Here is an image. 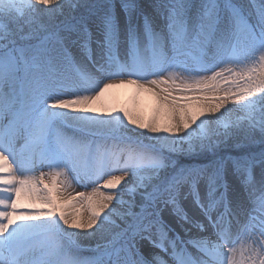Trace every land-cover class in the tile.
<instances>
[{
    "label": "snow or ice",
    "instance_id": "obj_1",
    "mask_svg": "<svg viewBox=\"0 0 264 264\" xmlns=\"http://www.w3.org/2000/svg\"><path fill=\"white\" fill-rule=\"evenodd\" d=\"M66 7L0 0V264H264V149L179 170L171 159L212 149L233 128L252 139L258 130L264 144V106L255 113L264 105V0L249 10L166 0L152 12L135 0L97 3L23 43ZM121 85L159 89L171 118L93 106ZM230 102L246 115L230 121ZM73 181L92 192L62 202ZM81 201L86 217L65 211ZM81 232L104 239L91 258L76 254ZM53 236L70 251L53 249Z\"/></svg>",
    "mask_w": 264,
    "mask_h": 264
},
{
    "label": "rangeland",
    "instance_id": "obj_2",
    "mask_svg": "<svg viewBox=\"0 0 264 264\" xmlns=\"http://www.w3.org/2000/svg\"><path fill=\"white\" fill-rule=\"evenodd\" d=\"M76 1L77 0H70V2L74 5V7L71 9V11H68V9L67 10L65 9L63 11V13L57 12L55 15H50V16L45 15L43 17V20H42L40 26L45 25L47 28H49L51 26L53 27L56 23L54 25H51V26H50V23L55 22V17L62 18L63 19L62 21L70 19L72 17L74 18V14L77 12L76 8H75V2ZM80 1L83 2L84 0L83 1L80 0ZM86 1H87L86 6L95 5L97 3H105V2L112 3V4L119 3V0H86ZM162 2H166V0H135L136 4H138L143 10H146L148 12L155 11V9L152 6L154 4H158V3H162ZM195 2L199 3V0H195ZM217 2L222 6L226 2H228V0H217ZM230 2L234 5H244L245 9L249 10L251 0H230ZM257 2H258V0H257ZM88 9H90V7H86L84 12H86ZM73 12H74V14H73ZM84 12H83V10H80V12H78L77 15H79V14H81V15L94 14L95 9H92L91 11L86 12V13H84ZM70 14H71V16H69V18H68L67 16ZM80 16H76V18H79ZM57 23H59V22H57ZM65 26L66 25H64L63 27H59V25H58V27H59L58 31L63 30L65 28ZM32 38H34V37H32ZM16 39L18 40V42L21 41V35L17 34ZM24 40L25 41H23V43L25 45H27L28 43H31V44L39 43V41L36 43H35V41L34 42L31 41V38L29 39L28 37H25ZM110 91H111V89H108L105 92V95L103 97H101L100 100L96 101L98 108H104L105 105H113L118 109L119 108H128L130 110V112L134 115V117L140 118L142 121H148L155 116V117H157L158 121L161 124L166 123L171 118V106H170V104H165V102L162 100V98H161L162 94L159 92V89H156L157 100L159 102L155 106L151 105V103H149L147 101H143L142 98H139L136 90L133 92V97L129 96L128 93L126 95V98H133V100H134V102L130 106L128 104H126V102L124 100L121 101V99H118L117 97L111 98L110 97L111 96ZM173 95H181V94L180 93H173ZM183 104H184L186 111H188V112L192 111L193 101H184ZM262 106H264V105L260 104L259 102L257 103L256 108H255L256 114H259ZM227 107L230 109H233V111H231L227 114V117L230 121L237 120L238 118L246 115V113L240 109V106L238 104H233L230 102L227 105ZM242 123H243V121H242ZM213 126H215V125H213ZM233 131H232V133H234L235 135L243 134L244 136H246V138H244V139L234 141V144L232 147L234 149H240V154L238 156L258 155L260 153V151L262 149H264V144L261 143V137L259 135L258 130H257V133L255 134L254 139L249 138L246 135L243 128H233ZM226 139H227V137L223 138L222 142L217 143L215 145V147H217L216 149H219L218 147L221 144H223ZM89 140H96L97 142L102 143V144H106V146H109V147L112 144L111 140L105 141L102 137H99V136H89ZM145 142H149V141L146 140ZM150 142L156 143V141H154V140L150 141ZM19 143L22 144L23 141H20ZM184 148L185 149L187 148L186 144L184 145ZM212 149H209V150L205 149V150H207L211 153ZM165 151H167V149H165ZM245 151H247V152H245ZM182 152H184V151H177V152L172 153L171 159H173V157L175 159H177V156L179 155V153H182ZM185 152H187V151H185ZM234 154H236V152H234V151H232L230 153L225 152L223 154H220L219 157H221V156H223V157H228V156L235 157ZM188 158L192 159L193 156L188 155ZM212 158H214V156L213 157L209 156L206 161H202V162H197V161L187 162V161H183V159H185V158H182L181 159L182 161H178L175 164V167L178 170L180 168L199 167V166L208 164L210 159H212ZM42 170L45 172L48 171L46 168L42 169ZM39 171L40 170H37L34 173V175L36 177H39ZM253 176L256 180L260 179L259 166H256L253 169ZM230 179H232V178L230 177ZM236 183H237V186H239V182L236 181ZM79 192L91 193L92 192V186L89 185L87 187H83L80 184H77L75 181H73L71 184V187H68V188L62 190L61 193L59 194V197H60L61 201L63 202V201H67V200L71 199L72 197L75 196L76 193H79ZM65 211L69 214L80 212L85 217L88 215L87 204L84 201H81L80 203H76L75 207H66ZM186 211L190 212V209L186 208ZM164 216H165L166 222H167V220L169 218L168 212H165ZM69 231H71V230H69ZM50 243H51L53 249H56L57 247H62L64 250L70 251V249L68 247L67 240L62 238V237H55V236L50 237ZM103 243H104V239H103L101 234L99 236H95V235L92 236V235L87 234L85 232H81L80 235L76 238V245L78 248V252L76 254L81 259L91 258L95 254H97V245L103 244ZM145 244L147 247H150V245H147V242H145Z\"/></svg>",
    "mask_w": 264,
    "mask_h": 264
},
{
    "label": "trees",
    "instance_id": "obj_3",
    "mask_svg": "<svg viewBox=\"0 0 264 264\" xmlns=\"http://www.w3.org/2000/svg\"><path fill=\"white\" fill-rule=\"evenodd\" d=\"M83 1V0H82ZM86 0H84L83 2H81L80 0H77L76 2H75V8H76V13L74 14V12H73V14H74V17L75 16H77V14H78V12H80V10H83V12H84V10L86 9ZM86 6V7H85ZM83 8V9H82ZM66 10H67V7L65 8ZM69 16H71V14L70 15H68L67 17L69 18ZM73 18V17H72ZM72 18H70V19H72ZM70 19H67V20H70ZM63 19L62 18H60V17H55V22H52V23H50V26L51 25H54L55 23V25L52 27H49L48 29L49 30H54V29H56L57 27H58V25H60V24H62V23H64V22H66L67 20H64V21H62ZM62 21V22H61ZM57 22H59V23H57ZM41 27V28H40ZM39 28H36V29H34L32 32H31V40H36V39H40V38H42V37H44V36H46L48 33L47 32H44L43 30H42V28L43 27H45V25H43V26H40ZM32 37H34V38H32ZM18 41V40H17ZM23 41H25V40H23ZM20 42V41H19ZM232 131H233V129H232ZM232 131L230 132V134L227 136V139L224 141V143L223 144H221L218 148L219 149H216L217 147H215V148H213L211 151V153L209 152V151H207V150H201V149H199V148H197L195 151H193V152H182V153H179V155L177 156V159H175L174 157H173V159H172V161H173V166H175V164L178 162V161H182L181 159L182 158H185V159H183V161H187V162H192V161H197V162H202L203 160L205 161V160H207V158L210 156H218V155H220V154H223V153H225V152H232V151H234V152H236L237 154H240V149H234L232 146H233V144H234V141H237V140H240V139H244V138H246V136H244L243 134H240V135H235L234 133H232ZM234 132V131H233ZM209 150V149H208ZM245 152H247V151H245ZM198 153V154H197ZM188 155H192L193 156V158L192 159H189L188 158Z\"/></svg>",
    "mask_w": 264,
    "mask_h": 264
},
{
    "label": "bare ground",
    "instance_id": "obj_4",
    "mask_svg": "<svg viewBox=\"0 0 264 264\" xmlns=\"http://www.w3.org/2000/svg\"><path fill=\"white\" fill-rule=\"evenodd\" d=\"M116 83H118V81H116ZM111 89V93H110V97L111 98H115L117 97L118 99H121V101H125L126 104H128L129 106L132 105V103L134 102L133 98H126V95L128 93L129 96L133 97V92L136 90L137 91V95L139 96V98H142L143 101H147L149 103H151V105L155 106L158 104V100H157V92L156 94H153L151 92H146L144 90H137L135 88V86L132 85H121L119 87H114V88H110ZM94 107H97V102L95 101V103L93 104ZM98 108V107H97ZM95 236H99V233L93 234ZM92 235V236H93Z\"/></svg>",
    "mask_w": 264,
    "mask_h": 264
}]
</instances>
